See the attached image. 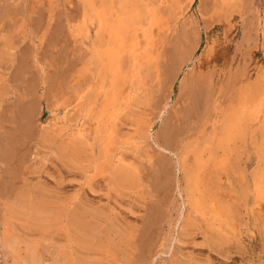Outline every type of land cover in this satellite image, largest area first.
Wrapping results in <instances>:
<instances>
[{
    "label": "rangeland",
    "instance_id": "1",
    "mask_svg": "<svg viewBox=\"0 0 264 264\" xmlns=\"http://www.w3.org/2000/svg\"><path fill=\"white\" fill-rule=\"evenodd\" d=\"M90 1L99 8L102 0ZM167 1H157L159 13L170 11L166 10L171 8L170 0ZM215 1L194 0L190 4L189 0H182V12L177 10L178 15L171 17L168 12L166 18L160 14L162 21L168 23L160 30H153L150 51L154 68L148 77L150 81L145 82L143 98L140 95L145 105L140 110L134 108L135 112L125 109V114H121L120 135L123 136L120 139L125 142L132 134L126 132L133 131L128 128L129 118L137 115L153 123L149 145L123 146L122 154H127V159L134 155L133 147H141L137 159L145 187L144 198L137 199L119 198L113 191L91 193L79 171L70 169L66 160L50 154L53 153L50 147L37 141L43 127H49L58 144L76 133L72 127L82 118L78 95L93 82L101 67L98 60H90L98 28L95 21L88 22L89 13L84 7L87 1L0 0V89L8 93L0 108V201L21 196L37 201L43 197L61 210L71 206L70 210L89 212L90 222H108L112 235L117 236L114 238L118 249L123 251L122 257L128 255L127 260L132 259V264H175L173 261L177 264H264L262 240L256 234L252 214H249L250 230L244 228L241 241L235 239L237 233L232 234L234 237L229 236L227 244L218 249L219 254L212 252L208 245L213 233L208 230L206 224L210 223L206 220L210 221L211 215L202 219V223L199 220L200 226L189 228L191 233L187 232L185 237L178 230L183 218L188 217L182 198L184 179L176 163L181 147L196 139L201 141L199 138L211 134L215 124L213 131L219 132L220 112L236 105L248 80H257L264 70V0H241L234 28L226 25L227 13ZM209 35L221 38L222 43L228 38L227 52L215 63L200 67L198 61ZM139 83L140 78L135 77L126 87L124 97H129ZM62 102L70 106V120L51 128L49 111ZM261 121L248 122L244 143L240 141L244 149L238 152L242 157L236 153L240 160L232 154L239 161L234 158L233 162L239 163L241 169L234 168L231 153V158L223 153L224 158L229 157V163L224 171L220 169L221 173H217L220 177L225 173L232 176L238 186L249 179L252 191V173L258 170L257 166L260 168L257 150L260 152L258 148L263 143L261 125L258 127ZM85 123L89 127L90 121ZM237 145L239 148V142ZM131 148L134 152L129 155ZM80 149L79 152H89V149ZM188 159H193V155ZM254 204L253 191L248 209ZM1 208L2 202L0 234ZM95 210L102 213L93 214ZM18 225H28V222ZM30 235L38 239L39 231ZM55 237L45 236L40 241L47 264L64 245L62 235ZM13 263L0 243V264Z\"/></svg>",
    "mask_w": 264,
    "mask_h": 264
},
{
    "label": "bare ground",
    "instance_id": "2",
    "mask_svg": "<svg viewBox=\"0 0 264 264\" xmlns=\"http://www.w3.org/2000/svg\"><path fill=\"white\" fill-rule=\"evenodd\" d=\"M85 1L87 2L84 7L87 14L89 13L88 22L94 24L93 22L95 21L98 28L97 39L93 46V54L90 60H98L101 67L99 65L100 69L94 75L93 82L87 85L88 87L78 95V105H80L78 107L81 109L79 114H81L82 118L72 127L76 133L71 134L66 142L61 141V144H58L55 135L49 132V127H43L42 129L46 130L41 131L37 141L43 145H48L53 152L50 154H55L59 159L66 160L71 166L70 169L79 171L82 181L85 182L91 193L97 194L104 191H113L119 198H144L143 190L145 185L138 163L140 160L137 157L142 147L141 144L149 145L152 139L153 123L148 122V120L145 121L144 118L137 117L136 114L135 117L129 118L130 123L128 128L130 129L131 127L133 131L128 130L129 132H126L127 134L130 132L132 134L127 137V142H125V139H120L123 136L122 133V136L120 135L121 119L123 118L121 114L127 111L125 109L133 112L134 108L139 109L145 105L140 98L146 91L144 90V86L147 80L150 79L148 77L154 68L153 53L151 54L150 51L153 30L154 28H159L160 30L167 25L168 22L162 21V17L164 18L168 12L169 15L171 14L168 17L175 14L177 10L182 12L183 3L182 0H170L171 8L166 9L170 11H167L165 14L163 13V15L161 14L162 12L159 13L161 8H158V10L155 6L158 3L157 1L163 0H100V6L97 4L99 8L95 6L96 3L94 5L90 0ZM189 1L190 4L194 2V0ZM216 1L219 7L222 8V11L227 13L226 25H231L234 28L237 20L236 14L239 9L238 5L241 0ZM219 11H221L220 8ZM160 14L163 16L161 17ZM175 15H178V13ZM222 42V39L219 37L208 36V40L198 61L200 67H207L215 63L220 57H224L227 52L228 38H226L225 43ZM126 64L129 66L126 67ZM261 73L257 80H248L244 90L238 97L237 104L235 103L236 105L233 104L230 108L221 110L222 112L219 115V132L213 131L216 128V124L214 123V129L212 128L211 134L209 132L207 133L208 136L203 135L204 138H199L201 141L196 139L195 141H191L192 143H185L186 145L184 144V147H181L182 150L180 149V154L178 156V153L176 154L178 170L184 179L185 186L182 198L188 214V217H184L183 222L179 226V234L185 237L187 232L191 233L188 231L189 228L200 226L198 223H202V219L207 215H211V220H206L207 223H210L206 224L209 225V229L207 227L206 229L212 230L210 232L213 235L211 238L208 236L209 234L206 235L209 237L208 245L211 247L209 249H212V252L217 254H219L218 249L227 244L225 242H227L226 240H228L229 236L237 233L239 234H236L238 239H235L241 241L240 235L244 231V228H247V231L250 230L249 214H252V217L254 215V220L251 222L255 226L256 234L261 237L262 254H264L263 69ZM135 77L140 78V83L131 90L130 94L127 92L129 97L125 98V89ZM107 80H109L108 84H106ZM7 94L6 90L0 89V108ZM69 108L70 106L68 104L65 105L64 102L58 104L53 109L51 108L49 111L51 115L50 119L52 118V122H50L51 128L53 126L57 128V126L68 121L69 114L72 112ZM218 119H215V122ZM86 120L90 121L89 127H85ZM260 120L262 121L258 124V127L261 125L260 134H262L259 137L263 140V143L259 142L261 144V149L260 147L258 148L260 152L257 150L260 156V160L258 161L260 162V168L257 166L258 170L256 168V172L252 173L253 178L251 177V179L252 188L255 192V204L251 209H248V199L251 193H253L249 187V179L247 178L248 180L242 186H238L232 176L225 173V175L220 177L217 173H221L220 169L224 171L228 166V158L232 154L236 156L240 154L238 156L242 157V153L238 152L244 149V147H240V143H244L248 122H259ZM82 121L83 123L81 124ZM250 130L253 132L254 129ZM254 131H256V128ZM124 138L126 137L124 136ZM237 141L239 142V148ZM129 143L135 146H138L140 143L141 147H133L134 151L136 150L135 152L131 148V154L129 155H132V151L134 155L131 159L128 158V160L127 154H122V152L125 150H123V146ZM242 143L241 145H243ZM80 148L89 149V152L85 150L89 154L81 151L83 155L86 154L83 156L79 152ZM233 150H236L235 153ZM223 153L229 157L224 158L222 156ZM190 155L191 157L193 155V159L191 160L188 159ZM233 156H231L233 159L231 162L234 161V158L235 160L237 158L240 160L238 156L237 158ZM233 163L236 164V162ZM237 165L238 167H235ZM239 166V163H237L234 165V168L239 171ZM215 173L217 174L216 177ZM0 202H2L1 211L3 215L0 243L6 256L10 257L15 264H47L44 261L42 249H40V241L45 236L53 238L59 235H62L64 238L63 248L61 247V252L53 260L51 259L52 261L49 264L133 263L131 262L132 259L131 261L127 260V254V257L123 256L127 261L123 259V251L121 252L116 246V239L114 238L116 235H112L113 230L108 226V222L103 224L98 220L94 223L90 222V217H88L89 212L73 211L70 210L71 206L70 208L61 210L53 204L54 202L51 203L43 197L39 200L37 199V201H33L21 196L13 199H2ZM101 213L100 210L93 212V214ZM259 214L260 216L262 214L263 217L260 218ZM199 220L200 222H198ZM22 221L28 222V225H18ZM33 231H39L38 239L31 237L30 234ZM181 238L179 239L182 240ZM237 245L241 247L239 243ZM262 261H264V255ZM173 263L177 264V261H173ZM178 264L182 263L178 262Z\"/></svg>",
    "mask_w": 264,
    "mask_h": 264
}]
</instances>
